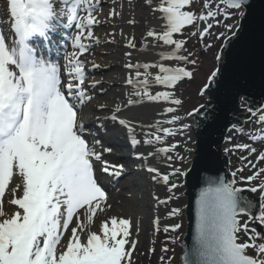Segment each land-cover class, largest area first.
<instances>
[{"label":"snow or ice","instance_id":"6c2138e0","mask_svg":"<svg viewBox=\"0 0 264 264\" xmlns=\"http://www.w3.org/2000/svg\"><path fill=\"white\" fill-rule=\"evenodd\" d=\"M195 2L159 0L154 5L149 3L153 13L159 14L162 27L160 31H148L147 37L156 42L154 47L162 44L170 50L159 51L157 62L125 65L131 70L125 81L132 89L130 95L180 106L182 100L174 91H152L154 85L174 90L178 82L193 77L186 67L164 63L196 64V60L181 54L187 42L177 39V34L182 36L186 27L196 26L190 35L203 41L220 25L219 18L236 17L239 22L247 15L249 7L248 0H215L214 8L213 0H203L198 14L192 7ZM100 5L101 0H4V15L0 16V264H133V252L138 244V239L131 238L133 221L106 215L101 219L112 205L108 203V191L96 176L99 163L101 172L118 180L124 165L110 164L103 159V153L112 150H97L101 141L87 139L80 115L93 99L89 87L95 89L99 85L98 81L86 85V62L81 57L90 52L94 27L102 23L98 17ZM108 15L114 19L118 13L113 8ZM201 24L203 27H199ZM223 27L230 35L221 32L216 34V39L226 46L237 36L239 28L231 24ZM57 34H60L59 44L51 39ZM95 40L100 42L99 38ZM133 40L134 37L128 40V47H135ZM126 55L131 56V53ZM215 59L220 61L222 54ZM98 68L100 65L92 63L93 70ZM218 72L219 68L211 73L208 85L215 82ZM241 100L247 103L246 97ZM127 103L131 105L134 101L129 99ZM106 107V104L99 105L100 109ZM111 111V120L127 129L131 145L140 144L142 141L137 139L132 124L117 115L121 106L117 104ZM164 111L172 114L176 108L168 106ZM246 111L253 116L259 111L257 123L264 125V109L249 106ZM199 112L197 108L188 115L195 116ZM180 119L173 115L150 125V130L142 133L143 143L154 146L156 153L164 154L171 161L170 153L178 144H166L165 138L174 136L175 131L161 125H175ZM250 139L264 141V134ZM235 147L248 150L250 155L257 153V149L248 144ZM136 156L146 159L143 153ZM177 158L184 160L182 156ZM241 160L256 169L245 179L249 183L260 180L249 189L261 193L259 214L250 212V202L241 201V189L234 186V181L208 178L207 186L200 190L195 202L193 243L190 252L185 253L184 264H264V237L260 233H249L241 242L238 235L241 230L248 233V225L241 224L240 215H249L250 219L264 224V177L261 176L264 167L256 168L257 163L264 161V151L257 155L256 162L247 157ZM146 171L154 174L153 181L168 186L169 193L177 187L170 177L186 175L179 168L164 173L148 166ZM154 199L167 206L172 197L154 196ZM180 213V208L173 207L168 215L179 216ZM180 227V224L165 226L164 232H175ZM155 230H159V217ZM250 249L252 254H249ZM170 250L164 246L161 252ZM172 259L174 257L165 261L161 256V264H171Z\"/></svg>","mask_w":264,"mask_h":264},{"label":"bare ground","instance_id":"6f19581e","mask_svg":"<svg viewBox=\"0 0 264 264\" xmlns=\"http://www.w3.org/2000/svg\"><path fill=\"white\" fill-rule=\"evenodd\" d=\"M105 1L106 4L99 19L102 22L108 23L109 27L107 31L94 35V39L99 38L100 42L95 47L97 49V57L89 60L90 67H92V63L100 65L97 71L102 72V74L94 79V82L98 81L99 85L94 89L93 93L100 92L102 88L103 96L101 98L98 97L99 99H96V101L90 104H86L80 115L82 116V122L86 129L85 135L87 139L89 141H93L94 139L101 141V144L96 146L97 150L101 151L103 148H110L112 150L111 152H104L103 159L107 160L110 164L124 165V172L119 178L120 181L116 182L115 185L112 183L114 178L110 177L107 173H104V176L97 175L99 183L108 184L107 188L111 191L112 199L108 201L112 205L111 209L107 213L102 214L101 219L105 215L108 217L130 218L133 221V236L131 238L138 239L140 243L142 233L140 234L136 230L146 225L147 213H155L163 217L165 212L175 205L172 199L168 201L167 206L158 204L154 199V196H159L160 199L167 198V195L169 196L173 193L174 188L169 193L167 191L168 186L162 182L157 183L153 181L152 176L154 174L147 172L146 168L151 166L158 168L161 172L171 173L173 168L181 169L180 167L184 165L186 159L189 160L192 158L193 151H191V147H189L188 151L185 150L183 148L185 146L183 142H179L178 144L170 136L166 137V144H178V148L173 153H170L173 159L169 161L165 158L164 154L156 153L154 146L143 143L144 136L142 133L149 131L150 125H155L157 121L166 120L173 115L178 116V113H165L164 110L171 105L163 101L157 103L149 101L146 98L140 99L130 95L132 89L125 81L131 70L125 65L129 62H133L134 64L137 62L141 64L152 62L156 60V57L150 48L144 51H131L128 46H125L127 45L125 43L129 35L132 34L127 30L126 21L132 19L131 16H133L135 9L133 2L131 0ZM113 8L118 15L114 19H110L108 14L110 9ZM3 15L4 0H0V16ZM151 48L158 55L159 49L155 47ZM129 52L131 56L126 55ZM53 58H55V54ZM152 91H157L155 86H153ZM129 99H132L134 103L129 105L127 103ZM100 104H106L107 107L100 109ZM117 104L121 106V111L117 114L119 118L132 124L135 128L137 139L142 141L135 147L130 143L127 129L118 122H113L110 118L112 115L111 110ZM97 117H99V120H97ZM167 125L162 124L161 127H167ZM224 147L226 148V144ZM149 152H153L154 155L149 156ZM137 153H143L146 159H138L136 156ZM177 156L184 157V160L181 161ZM100 167L101 165L98 163L96 165V173L100 171ZM182 177L173 175L170 177V181L177 185L183 182ZM5 199L7 200V194ZM93 228L94 230L97 228L95 223Z\"/></svg>","mask_w":264,"mask_h":264},{"label":"rangeland","instance_id":"374dc122","mask_svg":"<svg viewBox=\"0 0 264 264\" xmlns=\"http://www.w3.org/2000/svg\"><path fill=\"white\" fill-rule=\"evenodd\" d=\"M133 2V5L135 7L134 13L131 20H134V24L127 23V30H129L132 34L129 35L127 42L125 44L128 45V40L134 37L133 43L135 44L134 48L128 47L131 51L135 50H147L150 48L152 53L155 55L156 60L152 62H157L159 60L158 55H156V51H154L153 45L156 43L152 40V38L147 37V32L150 30H156L160 31L162 24L161 21L158 19L159 14L153 13L152 9L148 6L149 3L151 4H157L159 3V0H131ZM202 3L203 0H196V2L193 4V9L199 14V12L202 10ZM106 4L105 0H101L100 10L98 13V17L102 14V10ZM215 6V0H213V8ZM221 20V23L219 26H215L211 31L213 35L205 37L203 41H199L197 36H191L190 33L196 29V26H189L186 27L183 30V35L177 34V39H183L186 40V50L182 51L181 54L185 56H189L190 59L196 60V64H184L183 62H177V61H165L164 63L166 66L171 67H186L189 71H192L193 77L191 79H184L183 81L178 82L175 89H165L163 86H155L157 90L159 91H174L177 98L182 100V104L180 106H174L172 107L176 108V112L178 113V116L181 118L175 125H167L170 126V128H173L175 131L174 136H170V138L179 144V142H183L185 146L183 148L185 150H189V147H191V151H193L195 138L191 132V119L188 115L189 112H192L194 109H197L201 107L204 104L205 97L204 95H201V92L199 89H205V86L208 85V78L211 75L213 71L217 69V63L218 61L215 59L216 55L219 54L220 49L223 45L222 40L216 39V34L225 32L226 29L223 27L224 24H231L239 26L238 18L233 17L232 19L224 20L222 17L219 18ZM212 23H215L212 21ZM109 27L108 23L102 22L94 27V35L99 34L101 32L107 31V28ZM199 27H203V24L199 25ZM226 35H230L226 33ZM54 42L59 44L60 41V34H57L51 38ZM212 44L213 46L211 48L205 47V45ZM96 40L93 39L91 43V50L90 52H87L84 54L81 59L85 60V67H86V73H87V79H86V85H91L94 82V79L101 75L102 72L97 71V69L93 70L92 67L89 65V60L91 58L97 57V49H95ZM125 45V46H127ZM155 48H158L159 51H169L170 49L168 46H162V44L155 46ZM191 54V55H190ZM62 61V60H61ZM133 63V62H131ZM151 63V62H148ZM134 64V63H133ZM155 71V70H152ZM89 91L91 92L93 99L90 103L93 101H96V99L101 98L103 96V92L93 93L94 89H91L89 87ZM99 97V98H98ZM87 103V104H90ZM239 107H245V103H243L240 99ZM261 109H264V105ZM259 111L257 112V116L259 115ZM257 116H253L248 120L245 121L242 127H233L231 128L226 136L225 141L222 145V150L225 155L229 158V170L231 172V175L235 172L236 175L233 176V181L235 182L234 186L236 188L241 187H254L257 186L260 182L259 178L257 180H253L250 183L245 179L246 177L253 174V172L256 169H252L248 164L246 160H241V157H247L248 159L252 160L253 162H256L257 155L264 151V141L257 140L252 141L250 139L251 136L256 135H262L264 134V125H260L257 123ZM187 124L189 125L188 128H182L181 126ZM248 144L251 147H255L257 149V153L251 154L248 150L241 151L238 148L235 147V145L238 144ZM226 144V148L224 145ZM234 146V147H233ZM193 153V152H192ZM193 159V154L191 159H186L184 162V165L181 168V171H184L187 173V170L189 169L191 162ZM264 167V161H260L257 163L256 168ZM260 167V168H261ZM97 175H103L104 172H97ZM262 177H264V173L261 174ZM185 175H183V181H184ZM122 179V178H121ZM120 179L115 180L113 179L114 185L116 182H119ZM183 183H178L177 187L174 188L173 193L169 196L172 197V200L174 201L175 205L174 207H178L181 209V213L179 216H169L168 213L171 211L170 207L167 212H165L163 217H160L159 215L155 213H147L146 215V225L143 228H139L136 231L140 234L142 233V239L140 243L137 244V249L133 252V264H161V256L164 257V260L167 261L169 257H174L172 259L171 264H180V256H181V240L182 236L185 231L186 221H185V215H184V205L186 204V199L183 196ZM109 193V199H111V191L108 189V184H101ZM106 185V186H105ZM112 186V185H111ZM110 188V186H109ZM256 196L260 197L261 193L256 192ZM167 195V197H169ZM167 210V208H165ZM159 217V230H155V221L156 218ZM239 220L241 224H244L245 222L248 225V233H245L243 230L238 234L240 237L241 242L245 241L247 239V235L249 233L255 235L251 231V219L246 215H240ZM173 224H180L181 227L175 231L172 232L169 230V232H164V227L173 225ZM264 225V224H263ZM135 231V232H136ZM162 232V238L158 240L157 235ZM160 235V236H161ZM261 237H264V233L261 235ZM175 240V243H171V240ZM257 242H260L258 239ZM167 246L169 249L174 251H169L167 253H162L161 249ZM154 248L155 251L151 252L150 249ZM249 254H252V250H248Z\"/></svg>","mask_w":264,"mask_h":264},{"label":"water","instance_id":"95a60500","mask_svg":"<svg viewBox=\"0 0 264 264\" xmlns=\"http://www.w3.org/2000/svg\"><path fill=\"white\" fill-rule=\"evenodd\" d=\"M248 5L247 15L239 21L237 36L226 46L223 43L220 49L222 59L217 63L219 72L215 82L199 89L204 92V107L190 116L195 143L193 159L184 177L186 226L181 240L180 264H184L185 253L192 247L195 202L200 190L207 186L205 181L223 178L225 182H233L229 158L222 150L227 132L234 126L242 127L252 117L247 107L261 109L264 105V0H248ZM241 97H246L247 103L240 108ZM238 189H241V201L250 202V212L258 215L260 197L249 191L250 188ZM251 230L261 235L264 225L253 219Z\"/></svg>","mask_w":264,"mask_h":264},{"label":"trees","instance_id":"16d2710c","mask_svg":"<svg viewBox=\"0 0 264 264\" xmlns=\"http://www.w3.org/2000/svg\"><path fill=\"white\" fill-rule=\"evenodd\" d=\"M162 232L160 231V233L157 235V237H158V240L160 239V237L162 238ZM161 235V236H160Z\"/></svg>","mask_w":264,"mask_h":264}]
</instances>
